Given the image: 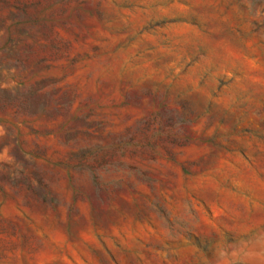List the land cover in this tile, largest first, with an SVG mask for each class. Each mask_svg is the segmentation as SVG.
I'll use <instances>...</instances> for the list:
<instances>
[{
  "label": "rangeland",
  "instance_id": "1",
  "mask_svg": "<svg viewBox=\"0 0 264 264\" xmlns=\"http://www.w3.org/2000/svg\"><path fill=\"white\" fill-rule=\"evenodd\" d=\"M0 264H264V0H0Z\"/></svg>",
  "mask_w": 264,
  "mask_h": 264
}]
</instances>
